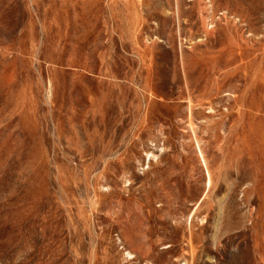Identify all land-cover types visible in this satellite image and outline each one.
<instances>
[{
	"label": "rangeland",
	"instance_id": "1",
	"mask_svg": "<svg viewBox=\"0 0 264 264\" xmlns=\"http://www.w3.org/2000/svg\"><path fill=\"white\" fill-rule=\"evenodd\" d=\"M0 264H264V0H0Z\"/></svg>",
	"mask_w": 264,
	"mask_h": 264
},
{
	"label": "bare ground",
	"instance_id": "2",
	"mask_svg": "<svg viewBox=\"0 0 264 264\" xmlns=\"http://www.w3.org/2000/svg\"><path fill=\"white\" fill-rule=\"evenodd\" d=\"M203 22V21H202ZM238 65V64H237Z\"/></svg>",
	"mask_w": 264,
	"mask_h": 264
}]
</instances>
